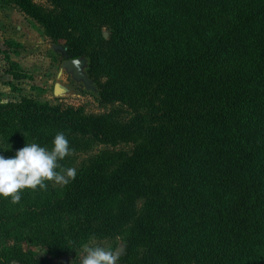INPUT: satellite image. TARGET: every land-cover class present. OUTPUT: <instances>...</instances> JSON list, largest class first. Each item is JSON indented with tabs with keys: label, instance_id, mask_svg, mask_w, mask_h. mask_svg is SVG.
<instances>
[{
	"label": "trees",
	"instance_id": "1",
	"mask_svg": "<svg viewBox=\"0 0 264 264\" xmlns=\"http://www.w3.org/2000/svg\"><path fill=\"white\" fill-rule=\"evenodd\" d=\"M6 1L88 60L104 111L0 104V155L63 132L77 173L0 198V264L117 239L120 264H264V0Z\"/></svg>",
	"mask_w": 264,
	"mask_h": 264
},
{
	"label": "rangeland",
	"instance_id": "2",
	"mask_svg": "<svg viewBox=\"0 0 264 264\" xmlns=\"http://www.w3.org/2000/svg\"><path fill=\"white\" fill-rule=\"evenodd\" d=\"M19 27L23 34H17ZM53 45L39 24L6 0H0V101H3L0 104L30 97L42 103L85 106L88 112H103L104 109L97 100L96 85L87 74L88 60H81L82 71L80 75H76L74 71H68L64 67L67 59ZM56 86L61 87L59 94L55 92ZM102 149L103 147L96 146L93 152L77 155V165ZM95 245H103L119 253L123 250L124 243L117 239L93 240L87 244ZM35 251L39 257L47 255L46 248L37 247ZM83 255L84 253L82 257ZM51 264L75 263L72 258L64 257ZM117 264L120 263L117 261Z\"/></svg>",
	"mask_w": 264,
	"mask_h": 264
},
{
	"label": "clouds",
	"instance_id": "3",
	"mask_svg": "<svg viewBox=\"0 0 264 264\" xmlns=\"http://www.w3.org/2000/svg\"><path fill=\"white\" fill-rule=\"evenodd\" d=\"M72 153L69 140L61 132L53 138L51 149L33 142L17 150L14 157L0 155V198H10L11 203L17 204L24 190L45 189L47 182L67 185L77 173L74 168L64 169L60 161ZM82 251L80 264H117L119 261L118 252L103 245H86Z\"/></svg>",
	"mask_w": 264,
	"mask_h": 264
},
{
	"label": "water",
	"instance_id": "4",
	"mask_svg": "<svg viewBox=\"0 0 264 264\" xmlns=\"http://www.w3.org/2000/svg\"><path fill=\"white\" fill-rule=\"evenodd\" d=\"M53 47L56 50H61L63 51V48L59 45H53ZM64 67L67 68L68 71H74L76 75H80L81 74V67H82V61L80 59H67V61L64 63ZM61 91V87L60 86H56L55 88V92L56 94H59Z\"/></svg>",
	"mask_w": 264,
	"mask_h": 264
},
{
	"label": "crops",
	"instance_id": "5",
	"mask_svg": "<svg viewBox=\"0 0 264 264\" xmlns=\"http://www.w3.org/2000/svg\"><path fill=\"white\" fill-rule=\"evenodd\" d=\"M16 31H18V32H17V34H18V35H20V34H23V33H24V32L20 33V31H21V28H20V27H19V28H18Z\"/></svg>",
	"mask_w": 264,
	"mask_h": 264
}]
</instances>
